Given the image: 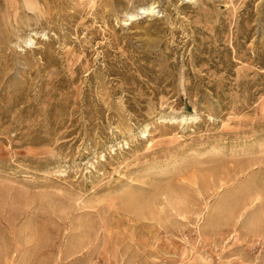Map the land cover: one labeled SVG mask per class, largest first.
<instances>
[{
  "label": "rangeland",
  "instance_id": "1",
  "mask_svg": "<svg viewBox=\"0 0 264 264\" xmlns=\"http://www.w3.org/2000/svg\"><path fill=\"white\" fill-rule=\"evenodd\" d=\"M0 264H264V0H0Z\"/></svg>",
  "mask_w": 264,
  "mask_h": 264
},
{
  "label": "bare ground",
  "instance_id": "2",
  "mask_svg": "<svg viewBox=\"0 0 264 264\" xmlns=\"http://www.w3.org/2000/svg\"><path fill=\"white\" fill-rule=\"evenodd\" d=\"M155 13H156V5L149 4L148 6L141 7L139 9V11L136 12V13H131V14L129 13L127 15V21H125V22H127V24H129V22H128L129 20L130 21H135V20H137L140 17V15L154 16ZM25 41H26V43H31V42H33V39L29 37Z\"/></svg>",
  "mask_w": 264,
  "mask_h": 264
}]
</instances>
